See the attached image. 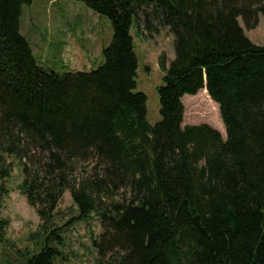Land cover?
Instances as JSON below:
<instances>
[{"label":"trees","instance_id":"1","mask_svg":"<svg viewBox=\"0 0 264 264\" xmlns=\"http://www.w3.org/2000/svg\"><path fill=\"white\" fill-rule=\"evenodd\" d=\"M34 1L0 0V207L15 163L39 219L23 264H65L63 233L91 215L96 264H264V46L239 25L255 29L264 0H76L108 20L112 41L97 70L62 76L37 65L21 34ZM133 28L174 39L169 67L158 60L153 126L134 92ZM199 91L225 139L182 127L181 99ZM66 191L76 216L60 225Z\"/></svg>","mask_w":264,"mask_h":264},{"label":"rangeland","instance_id":"2","mask_svg":"<svg viewBox=\"0 0 264 264\" xmlns=\"http://www.w3.org/2000/svg\"><path fill=\"white\" fill-rule=\"evenodd\" d=\"M239 25L252 44L264 46V15L259 16L255 29H246L241 19ZM20 30L31 46L37 65L60 76L97 70L103 63L102 49L112 41L108 20L76 0H35L22 8ZM131 36L137 58L134 92L146 97V118L153 126L161 120L158 90L163 85L165 74L158 60L164 56L166 67H169L174 58V39L166 28H158L151 33L133 28ZM207 99L208 96L201 91L195 96H183L182 127L207 125L225 139L217 105L214 116L204 103L199 105ZM21 181V170L12 163L11 178L2 181L9 193L0 207V220L8 221L0 242V264H23L25 258L36 251L30 235L37 230L39 219L18 189ZM58 210L61 212L60 225L76 216L69 191L64 193ZM100 233L99 221L93 215L86 221H76L67 227L63 233L64 245L60 248L63 262L96 264L98 257L92 247V239Z\"/></svg>","mask_w":264,"mask_h":264}]
</instances>
